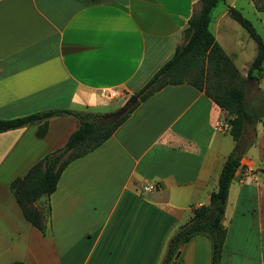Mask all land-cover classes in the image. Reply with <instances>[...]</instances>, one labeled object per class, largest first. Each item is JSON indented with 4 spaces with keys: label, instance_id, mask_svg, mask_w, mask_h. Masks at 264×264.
Returning a JSON list of instances; mask_svg holds the SVG:
<instances>
[{
    "label": "crops",
    "instance_id": "0c3cea01",
    "mask_svg": "<svg viewBox=\"0 0 264 264\" xmlns=\"http://www.w3.org/2000/svg\"><path fill=\"white\" fill-rule=\"evenodd\" d=\"M199 5L200 0H0V118L49 108L99 110L102 100L121 105L171 57ZM214 7L209 29L245 75L239 65L247 70L254 58L252 38L229 22L227 6L213 17ZM107 89L118 95L105 98ZM228 117L189 83L156 90L109 138L72 160L49 196L35 200L42 230L23 216L10 182L61 147L77 121L53 116L42 137L35 134L37 123L0 131V264H161L169 237L216 188L229 154L223 150ZM240 162L222 218L226 236L219 264H264L261 212L254 229L247 226L248 210L239 208L256 180L254 164L244 157ZM149 183L157 187L144 191ZM254 187L258 194L261 186ZM176 260L209 264V239L191 237Z\"/></svg>",
    "mask_w": 264,
    "mask_h": 264
},
{
    "label": "trees",
    "instance_id": "16d2710c",
    "mask_svg": "<svg viewBox=\"0 0 264 264\" xmlns=\"http://www.w3.org/2000/svg\"><path fill=\"white\" fill-rule=\"evenodd\" d=\"M219 0H200L199 8L192 13L183 30V41L176 46L166 60L134 94L138 101L115 120L103 118L107 113L88 109L49 108L13 118H0V131L37 123L36 136L42 137L48 129L49 118L71 115L77 121L76 128L64 144L35 161L21 177L10 182V189L23 216L35 227L43 229V214L34 205L35 200L49 196L55 188L63 169L74 159L99 146L129 116L140 101L167 84L189 83L209 96L225 110L228 132L234 140L218 173L217 185L209 194V200L193 208L191 217L169 237L161 264H176L175 254L195 235H204L210 242L209 264H219L226 227L222 223L228 189L240 166L245 147L241 137L244 130L256 119L250 113L246 101V82L253 71L261 76L264 64V40L252 22L241 12L227 5L228 15L245 29L256 46L255 56L241 76L232 59L225 54L209 29L210 11ZM10 264H22L20 261Z\"/></svg>",
    "mask_w": 264,
    "mask_h": 264
},
{
    "label": "rangeland",
    "instance_id": "374dc122",
    "mask_svg": "<svg viewBox=\"0 0 264 264\" xmlns=\"http://www.w3.org/2000/svg\"><path fill=\"white\" fill-rule=\"evenodd\" d=\"M233 2V7L237 8L243 16L249 19L256 31L260 34L262 39L264 40V0H219L216 6L214 7V11L212 12L213 17L221 12L230 2ZM229 22H236L234 19L229 17ZM243 35H246L249 40L251 39L244 28L240 29ZM253 43V56L256 53L255 42L251 39ZM248 59H250L248 57ZM242 72H246L247 70H243V65H239ZM249 67V66H248ZM247 73V72H246ZM241 76H246L241 75ZM257 76V72L253 71V77L249 78L246 82V101L248 110L254 117L256 118L251 125L247 127L245 132V137L241 140L242 145L245 147L243 157L245 158L246 163L254 164V170H252V174L255 175V179L252 181V184L248 187L249 191L247 193V198L243 200V203L240 205V209H247V220L248 227H252L254 229L257 228V211L261 212L260 219L261 222L264 223V64L261 76L255 78ZM102 100L104 103V107L99 110L92 109L91 111H115L119 105L118 102H115V99L111 100V102ZM106 120H110L107 117V114L103 117ZM234 146V140L230 135L226 133V140L223 143V150L232 151ZM256 182V186L260 185V191L258 194L254 188V184ZM253 194L258 196V202L255 198H253ZM232 196V195H231Z\"/></svg>",
    "mask_w": 264,
    "mask_h": 264
},
{
    "label": "water",
    "instance_id": "95a60500",
    "mask_svg": "<svg viewBox=\"0 0 264 264\" xmlns=\"http://www.w3.org/2000/svg\"><path fill=\"white\" fill-rule=\"evenodd\" d=\"M138 101V98L135 94L130 95L123 104L118 107L115 111L108 113L107 117L110 120H115L119 118L121 115H123L129 108H131L136 102ZM179 255V251L174 256V259H176Z\"/></svg>",
    "mask_w": 264,
    "mask_h": 264
},
{
    "label": "built area",
    "instance_id": "2783aa9c",
    "mask_svg": "<svg viewBox=\"0 0 264 264\" xmlns=\"http://www.w3.org/2000/svg\"><path fill=\"white\" fill-rule=\"evenodd\" d=\"M102 93H103V96H104L105 98H107V99H113V98H115V97L118 95L117 90H115V89H107V90H103ZM156 187H157L156 184H153V183L151 184V183H149V184H145V185L142 187V189H143L144 191H151V190L155 189Z\"/></svg>",
    "mask_w": 264,
    "mask_h": 264
}]
</instances>
